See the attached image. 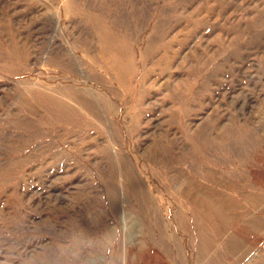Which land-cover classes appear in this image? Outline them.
Returning a JSON list of instances; mask_svg holds the SVG:
<instances>
[{
    "label": "rangeland",
    "instance_id": "obj_1",
    "mask_svg": "<svg viewBox=\"0 0 264 264\" xmlns=\"http://www.w3.org/2000/svg\"><path fill=\"white\" fill-rule=\"evenodd\" d=\"M0 264H264V0H0Z\"/></svg>",
    "mask_w": 264,
    "mask_h": 264
},
{
    "label": "bare ground",
    "instance_id": "obj_2",
    "mask_svg": "<svg viewBox=\"0 0 264 264\" xmlns=\"http://www.w3.org/2000/svg\"><path fill=\"white\" fill-rule=\"evenodd\" d=\"M101 31V30H100ZM103 44V43H102ZM111 51V50H110ZM109 54V53H108ZM111 60V59H110ZM114 60H116V59H114ZM118 60V59H117ZM121 60V59H120ZM122 61V60H121ZM122 63V62H121ZM114 64V63H113ZM120 65V64H119ZM119 69H120V67L119 66H117ZM118 69V70H119ZM117 70V69H116ZM122 71V70H121Z\"/></svg>",
    "mask_w": 264,
    "mask_h": 264
}]
</instances>
